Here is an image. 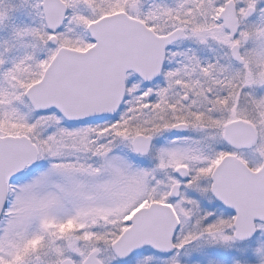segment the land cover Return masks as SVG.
Returning <instances> with one entry per match:
<instances>
[{"label":"snow or ice","instance_id":"snow-or-ice-1","mask_svg":"<svg viewBox=\"0 0 264 264\" xmlns=\"http://www.w3.org/2000/svg\"><path fill=\"white\" fill-rule=\"evenodd\" d=\"M0 264H264V0H0Z\"/></svg>","mask_w":264,"mask_h":264}]
</instances>
